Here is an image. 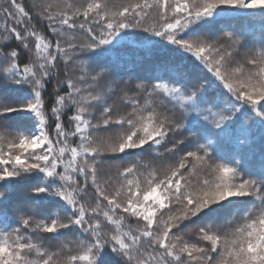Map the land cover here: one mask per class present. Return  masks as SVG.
Wrapping results in <instances>:
<instances>
[{
  "label": "snow or ice",
  "instance_id": "obj_1",
  "mask_svg": "<svg viewBox=\"0 0 264 264\" xmlns=\"http://www.w3.org/2000/svg\"><path fill=\"white\" fill-rule=\"evenodd\" d=\"M0 89V264H264V0H0Z\"/></svg>",
  "mask_w": 264,
  "mask_h": 264
},
{
  "label": "trees",
  "instance_id": "obj_2",
  "mask_svg": "<svg viewBox=\"0 0 264 264\" xmlns=\"http://www.w3.org/2000/svg\"><path fill=\"white\" fill-rule=\"evenodd\" d=\"M116 3L121 2V0H115ZM25 6L28 7L31 3V0H24ZM244 27L249 31L250 36L253 40H260L259 33V24H255L252 27H249L248 21L242 22ZM240 24H237L239 27ZM140 34V33H138ZM251 47V43H249ZM153 75V65L148 62V52L143 50L137 54H132L131 58L121 57L120 65L113 73L114 79L121 83V86L127 87L129 89H134L136 83L140 82L138 78H148ZM50 90V88H49ZM3 89H0L2 92ZM227 151V149H225ZM26 196V192L21 189L14 194V200L22 202ZM192 238V237H186ZM116 257H110V260L113 262L116 261Z\"/></svg>",
  "mask_w": 264,
  "mask_h": 264
},
{
  "label": "rangeland",
  "instance_id": "obj_3",
  "mask_svg": "<svg viewBox=\"0 0 264 264\" xmlns=\"http://www.w3.org/2000/svg\"><path fill=\"white\" fill-rule=\"evenodd\" d=\"M136 35L142 36L144 34L143 33H140V34L137 33ZM143 50H146V49L141 45L140 41L135 40L133 43L127 45L126 47L119 49V55H120V57L131 58L132 54H137Z\"/></svg>",
  "mask_w": 264,
  "mask_h": 264
}]
</instances>
